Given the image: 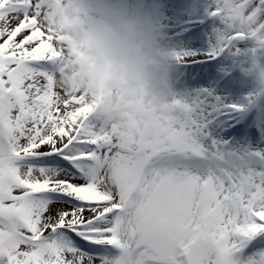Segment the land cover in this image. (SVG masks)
Returning a JSON list of instances; mask_svg holds the SVG:
<instances>
[{
  "label": "snow or ice",
  "instance_id": "1",
  "mask_svg": "<svg viewBox=\"0 0 264 264\" xmlns=\"http://www.w3.org/2000/svg\"><path fill=\"white\" fill-rule=\"evenodd\" d=\"M206 11L190 122L145 141L58 86L52 0H0V264H264V0Z\"/></svg>",
  "mask_w": 264,
  "mask_h": 264
},
{
  "label": "clouds",
  "instance_id": "2",
  "mask_svg": "<svg viewBox=\"0 0 264 264\" xmlns=\"http://www.w3.org/2000/svg\"><path fill=\"white\" fill-rule=\"evenodd\" d=\"M66 94L91 116L145 141L188 126L180 65L157 0H52Z\"/></svg>",
  "mask_w": 264,
  "mask_h": 264
},
{
  "label": "bare ground",
  "instance_id": "3",
  "mask_svg": "<svg viewBox=\"0 0 264 264\" xmlns=\"http://www.w3.org/2000/svg\"><path fill=\"white\" fill-rule=\"evenodd\" d=\"M157 3L163 13L161 26L169 34L173 47L177 51L204 54L208 50L207 35L213 22L201 0H157ZM189 66H180V74Z\"/></svg>",
  "mask_w": 264,
  "mask_h": 264
},
{
  "label": "rangeland",
  "instance_id": "4",
  "mask_svg": "<svg viewBox=\"0 0 264 264\" xmlns=\"http://www.w3.org/2000/svg\"><path fill=\"white\" fill-rule=\"evenodd\" d=\"M201 2H202V4H203V8L204 9H207V8H209V6L211 5V3H212V0H201ZM192 66L190 65L188 68H191ZM187 68V67H186ZM185 72V71H184ZM184 72H182V74L184 73ZM185 75H187V73L185 74ZM209 83L210 82H202L201 84H198V85H196V86H209Z\"/></svg>",
  "mask_w": 264,
  "mask_h": 264
}]
</instances>
